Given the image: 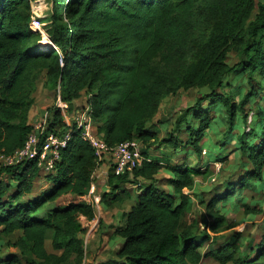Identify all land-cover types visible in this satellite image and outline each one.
Masks as SVG:
<instances>
[{"label": "trees", "instance_id": "obj_1", "mask_svg": "<svg viewBox=\"0 0 264 264\" xmlns=\"http://www.w3.org/2000/svg\"><path fill=\"white\" fill-rule=\"evenodd\" d=\"M33 1L0 0V153L24 144L33 128L35 91L44 78L56 94L60 88L72 109L90 107L97 132L109 144L136 139L145 156L132 171L117 174L111 167L107 173L104 209L123 203L132 194L129 185H139L114 231L122 238L117 257L103 264H198L203 255L222 263L264 264V235L251 250L243 248L240 235L222 242L219 236L232 226L226 205L235 194L252 183L264 190V106L251 104L253 98L264 99V0H51L44 19L35 15ZM36 19L52 44L40 42ZM232 51L239 56L235 63L228 61ZM243 74L244 91L232 78ZM195 86L209 91L182 109L170 131L161 135L149 125L166 97ZM221 106L227 114L225 136L239 144L244 171L222 191H203L199 202L210 217L186 223L195 203L185 189L194 188L196 177L211 166L187 158L202 157ZM48 110L49 129L69 128L55 105ZM252 110L260 116L255 121ZM71 129L54 170L44 175L49 186L40 193L25 199L41 176L34 161L0 167V232L18 234L11 244L24 264H83L87 246L79 216L93 219L95 209L77 196L89 192L98 159L81 130ZM163 146L165 153L151 149ZM182 153L181 161L172 160ZM162 169L168 170L169 189L157 183ZM240 200L247 213H264L259 204ZM207 242L211 247L203 252ZM18 262L11 254L0 257V264Z\"/></svg>", "mask_w": 264, "mask_h": 264}, {"label": "rangeland", "instance_id": "obj_2", "mask_svg": "<svg viewBox=\"0 0 264 264\" xmlns=\"http://www.w3.org/2000/svg\"><path fill=\"white\" fill-rule=\"evenodd\" d=\"M39 3V4H38ZM44 4V5H43ZM35 15L39 19H44L48 17V11L52 9L51 0H34L32 2ZM38 21L37 19L34 21ZM41 30L42 39L41 43H51L45 25ZM239 59L238 54L235 51L229 53L228 61L231 63L237 62ZM234 80H237L242 87V91L247 88V78L246 76H233ZM264 83V79H263ZM209 91L208 86L202 87H192L188 90H181L176 95L166 97L156 115L151 119L149 125H153L156 128H159L161 135H165L167 131L172 129L173 121L181 113L182 109H185L187 105L193 104L196 101V98L199 96L200 92ZM35 105L34 109L31 112L30 122L40 118L42 113L49 107L54 106L56 101V89L48 87L44 84V78L38 82L37 89L35 91ZM84 102V99L78 101V103ZM261 103L264 106V99L258 101L256 98L252 100V106L258 108L257 104ZM206 105V102L204 103ZM255 110H252V119L255 121L260 116L256 113ZM217 114L220 115L219 121L214 122L213 127L208 129L207 137L204 141L203 154L202 157H195V154L188 156V160L193 162L195 165H203L207 162L210 163V168L208 170L210 173L206 172L205 176L196 177V186L192 189L186 188L185 192L193 199L195 205L187 216L185 217L186 223H190L194 218H199L200 220L210 217L206 211L204 204L199 202L202 197V192L212 191L211 193H216L222 191L225 187L226 181H235L243 173V168L240 167V151L237 148L239 144H236L235 141H230L228 136H225V130L228 128L227 125V114L224 110V107H219ZM241 113H238L237 116V125H240ZM242 128V127H241ZM239 128L233 129L232 132H237ZM164 147V146H163ZM145 149L146 146L144 145ZM151 149L155 154H161L162 152H167L168 149L157 148ZM183 155L173 156V161H181ZM168 170L162 169L156 176L158 185L164 189H169L167 185ZM96 183V193L102 192L103 188H107L106 182L99 181L97 176L94 177ZM142 184H146L149 180H142ZM139 185V184H138ZM138 185H129L131 190V196L126 197L125 201L121 204H118L114 209L105 210L104 208L97 209L95 217L90 220L87 217L80 215L79 219L85 227L82 236L84 237L87 249L84 256L83 264H103L109 260H112L117 257V249L122 244V238L117 236L111 229L113 224L118 225L122 222V214L125 210L129 209L130 206L134 203L135 193L138 191ZM49 186V182L44 175L38 177L34 184V189L32 194L25 196L26 198L32 197L35 194L40 193L42 190L46 189ZM262 184L256 183L248 185L244 190L238 191L235 194L234 198L227 203V215L229 221L232 223V226L228 229L223 230L219 233L220 241H224L232 235H240L239 241L247 247V250H251L252 245L261 241L264 235V213L258 212H249L247 213L244 208L241 206L240 199H245L250 205L259 204L264 207V190H261ZM209 193H205V196L209 197ZM70 196H64V200L67 201ZM206 218V219H207ZM89 229V227H93ZM110 227V229H109ZM18 234L6 235L0 232V257L4 258L8 254H11L12 257L17 256L21 259L22 262L16 264H24L25 258L20 254L19 249L12 245L17 238ZM215 245H218L215 243ZM47 247L49 250H52L50 240L47 241ZM210 243L207 242L201 247L203 252H206L210 249ZM4 264V263H1ZM198 264H234L232 261L227 263H222L220 260L216 259L214 256L203 255Z\"/></svg>", "mask_w": 264, "mask_h": 264}, {"label": "built area", "instance_id": "obj_3", "mask_svg": "<svg viewBox=\"0 0 264 264\" xmlns=\"http://www.w3.org/2000/svg\"><path fill=\"white\" fill-rule=\"evenodd\" d=\"M55 48L59 49L57 45ZM54 105L60 110L69 128L64 132L49 129V121L52 115L46 109L40 118L32 122L33 128L22 146L9 152L2 151L0 153V167L34 161L41 175L53 171L61 158L62 149L67 146L71 139V127L73 125L81 130V137L90 142L94 148L98 166L109 158L115 173L120 174L132 171L143 163L145 156L138 140L131 139L111 145L99 135L88 105L72 109L70 103L62 98L60 88L57 91ZM96 189V183L93 181L89 192L80 199L92 205L95 213L97 209L101 210L102 208L101 192L96 193Z\"/></svg>", "mask_w": 264, "mask_h": 264}, {"label": "crops", "instance_id": "obj_4", "mask_svg": "<svg viewBox=\"0 0 264 264\" xmlns=\"http://www.w3.org/2000/svg\"><path fill=\"white\" fill-rule=\"evenodd\" d=\"M35 105V104H34ZM34 105L32 106V108H31V110H30V114H29V119H30V116H31V112L33 111V109H34ZM111 164H112V162H111V160L109 159V158H107L105 161H103L97 168H96V170H95V172H94V177L95 176H97L98 178H99V181H103V182H106V178H107V173H108V171L110 170V168H111ZM137 185V184H136ZM135 185V186H136ZM105 189H107V188H103V190H105ZM84 197V195H80V196H77V198L78 199H82ZM118 204H116L115 205V207L117 206ZM114 207V208H115ZM103 208V207H102ZM114 208H112V209H114ZM106 210V209H105ZM107 210H111V209H107ZM128 210V209H127ZM126 211V210H125ZM118 214H122L121 212H117ZM85 216V215H84ZM123 218V217H122ZM90 220H92V219H90ZM122 223V222H121ZM118 225H115V224H113V226L111 227V229H114V231H115V229H116V227H117ZM94 227H89V229H93ZM109 229H110V227H109ZM113 231V232H114Z\"/></svg>", "mask_w": 264, "mask_h": 264}, {"label": "bare ground", "instance_id": "obj_5", "mask_svg": "<svg viewBox=\"0 0 264 264\" xmlns=\"http://www.w3.org/2000/svg\"><path fill=\"white\" fill-rule=\"evenodd\" d=\"M39 4V3H38ZM44 5V4H43ZM43 22L36 21L35 24L33 25L34 29L42 28Z\"/></svg>", "mask_w": 264, "mask_h": 264}]
</instances>
